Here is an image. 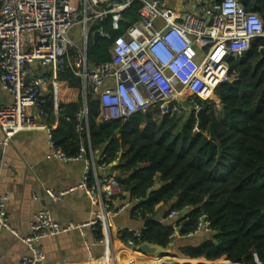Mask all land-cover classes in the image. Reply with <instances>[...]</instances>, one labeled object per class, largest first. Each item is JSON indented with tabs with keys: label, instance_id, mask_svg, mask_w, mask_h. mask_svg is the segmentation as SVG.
Segmentation results:
<instances>
[{
	"label": "built area",
	"instance_id": "1",
	"mask_svg": "<svg viewBox=\"0 0 264 264\" xmlns=\"http://www.w3.org/2000/svg\"><path fill=\"white\" fill-rule=\"evenodd\" d=\"M140 2L139 20L114 40L110 60L99 65L87 62L86 46L91 27L108 17L112 27L119 30L122 13L133 2ZM195 3L203 14L179 11L169 0H0V84L4 92L13 96V102L0 106V166L2 150L12 144L20 133L45 129L39 126L30 112L44 120L49 119L43 106L46 104L45 87H52L54 115L60 112L58 76L66 64L74 69L83 81L84 109L77 115L78 131L85 129L87 96L97 99L102 108L103 122L128 121L133 115L152 112L157 121L165 118H187L184 103L190 106L192 117L198 120L203 109L199 101L214 104L216 89L232 82L228 60L243 56L252 48V42L264 38V22L257 13L247 12L238 0H187ZM89 13L91 15H89ZM76 24L83 25L86 46L79 60L70 57L72 43L69 35ZM101 38L111 40L110 34L99 30ZM38 64L50 72L31 78L29 68ZM234 81V80H233ZM49 131L48 160L70 162L86 158L81 150L78 158H69L57 148L53 130ZM198 131V130H196ZM87 159L89 173L73 188L56 192L46 190L53 203L68 195L82 192L93 205L100 207L95 217L85 223L58 222L49 210L37 213L30 224V232L21 238L29 250L22 264H43L39 244L52 237L71 232L85 236L87 230L109 231L107 216L121 214L134 202L126 197L122 186L111 174V165L103 156L91 151ZM98 155V160L96 157ZM102 174V175H100ZM117 199L120 204L115 206ZM9 197L0 195V237L12 230L7 209ZM181 212H171L168 220L179 218ZM207 217L201 219L197 230L180 236L181 226L173 225L171 239H192L212 235L214 231ZM139 238L141 231L133 232ZM108 242L99 239V243ZM139 245L129 242L137 251ZM103 258V257H102ZM99 260L95 264H100ZM98 262V263H97ZM116 264V261H111Z\"/></svg>",
	"mask_w": 264,
	"mask_h": 264
},
{
	"label": "trees",
	"instance_id": "2",
	"mask_svg": "<svg viewBox=\"0 0 264 264\" xmlns=\"http://www.w3.org/2000/svg\"><path fill=\"white\" fill-rule=\"evenodd\" d=\"M238 1L264 22V0ZM141 7L135 1L126 8L119 30L113 29L111 17L94 24L86 52L88 64L110 60L114 40L128 28L126 21L139 20ZM101 29L111 40L95 41ZM70 57L78 59L73 49ZM228 63L235 80L215 91L222 112L199 101L214 124L216 139L211 137L210 123L199 126L195 118L157 121L152 112L135 114L126 122L99 123L101 104L90 94L85 129L79 132L77 115L85 107L83 81L68 64L60 71L59 123L53 130L57 148L73 159L83 148L87 159L91 151H99L103 162L111 165V174L126 194L122 199L134 202L131 217L145 223L139 238L125 231L121 242L164 248L175 242L177 247L158 260L128 252L127 264H264V38L254 40L248 53L233 55ZM43 108L51 120L52 96ZM184 211L185 216L168 220L171 212ZM159 214L169 224L162 223ZM203 217L214 234L184 239L178 245L171 239L173 225H180V236H184L197 230ZM96 234L98 240L103 238L101 230Z\"/></svg>",
	"mask_w": 264,
	"mask_h": 264
},
{
	"label": "crops",
	"instance_id": "3",
	"mask_svg": "<svg viewBox=\"0 0 264 264\" xmlns=\"http://www.w3.org/2000/svg\"><path fill=\"white\" fill-rule=\"evenodd\" d=\"M170 4L179 11L196 13L195 3L187 0H169ZM95 39V38H94ZM88 47V44H87ZM72 50V49H71ZM76 52V50H74ZM31 78L44 73L50 77V72L42 69L38 64L28 70ZM52 87H45V96H52ZM220 99L216 96V102ZM13 102V96L3 91L0 84V106ZM34 121L45 129L23 132L14 137L11 145L2 150L0 166V195L9 197L7 209L10 217V226L16 231L17 238L11 231H5L0 237V264H22V258L29 254L23 243V237L30 232V224L37 213L49 210L53 217L65 225L67 223H85L92 220L100 211V207L93 205L87 195L76 192L68 195L63 201L53 203L46 196V190L56 192L73 188L82 182L89 173L87 159L60 162L48 160L49 131L55 130L59 117L55 120H44L30 112ZM101 118L98 119L99 123ZM102 120V119H101ZM3 137L0 131V139ZM97 154L101 152L97 151ZM98 161V155L96 157ZM102 175V174H100ZM121 202L115 203L118 206ZM159 206L158 208H160ZM131 209V208H130ZM130 209L121 214L107 216L110 224L109 231L100 229L106 243H99L97 234L87 230L85 236L79 232H71L57 237L48 238L39 244L43 264H95L100 258L116 261V264H127L130 259L128 252L139 254L149 260H158L157 257H148L132 250L128 244L120 241L125 231H142L145 223L131 217ZM162 223L169 224L161 218ZM186 240L177 239L176 244H184ZM173 248V253L177 247ZM143 264H152L149 262Z\"/></svg>",
	"mask_w": 264,
	"mask_h": 264
},
{
	"label": "water",
	"instance_id": "4",
	"mask_svg": "<svg viewBox=\"0 0 264 264\" xmlns=\"http://www.w3.org/2000/svg\"><path fill=\"white\" fill-rule=\"evenodd\" d=\"M196 13L204 18L203 14L199 12V10L196 8ZM100 38L99 33L95 34V41H97ZM86 50H87V46H86ZM184 107L187 110V120L190 119V117H192V112L190 109V106L187 102L184 103ZM198 119H199V126H202L204 123H210L211 122V118L208 116L207 112L202 109L199 114H198ZM52 120H55V116L52 117ZM210 133H211V137L212 139H216V130L214 127L213 123H210ZM188 212L184 211L182 214L185 216ZM173 248H174V243H170L169 246L167 248L161 247L159 245L156 244H150V243H142L138 246L137 248V252L142 253L145 256L148 257H159L161 255H168V254H172L173 253Z\"/></svg>",
	"mask_w": 264,
	"mask_h": 264
},
{
	"label": "rangeland",
	"instance_id": "5",
	"mask_svg": "<svg viewBox=\"0 0 264 264\" xmlns=\"http://www.w3.org/2000/svg\"><path fill=\"white\" fill-rule=\"evenodd\" d=\"M123 1H125V0H123ZM89 15H91V14L89 13ZM89 27H91V29H93L94 25H92V23L90 22L89 23ZM90 36L92 37V35H90ZM69 38H70V41L72 43L73 50H76V54L79 55V52L82 54V52L85 51V46H86V39H85V33H84L83 25L76 24L72 28V30L70 31ZM77 60H79V56H78ZM233 80H235L234 77H233L232 81ZM213 105H214V110H215L216 113H221L222 112V108L223 107H222L221 101H219V103H217L215 101V103ZM184 118L185 117H181L180 120H182ZM100 121H102V120L100 119ZM119 201H120V199H117V202H119ZM190 240H192V239H190ZM180 258H182V256H180ZM218 264H223V263L221 262V263H218Z\"/></svg>",
	"mask_w": 264,
	"mask_h": 264
},
{
	"label": "bare ground",
	"instance_id": "6",
	"mask_svg": "<svg viewBox=\"0 0 264 264\" xmlns=\"http://www.w3.org/2000/svg\"><path fill=\"white\" fill-rule=\"evenodd\" d=\"M98 263V262H97ZM100 264H112L111 260H107L106 258H102L101 261L99 262Z\"/></svg>",
	"mask_w": 264,
	"mask_h": 264
}]
</instances>
